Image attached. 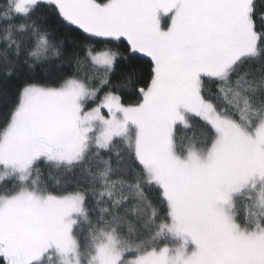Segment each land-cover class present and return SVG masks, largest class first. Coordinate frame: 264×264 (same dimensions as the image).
I'll use <instances>...</instances> for the list:
<instances>
[{
    "label": "snow or ice",
    "instance_id": "snow-or-ice-1",
    "mask_svg": "<svg viewBox=\"0 0 264 264\" xmlns=\"http://www.w3.org/2000/svg\"><path fill=\"white\" fill-rule=\"evenodd\" d=\"M0 102V264H264V0H0Z\"/></svg>",
    "mask_w": 264,
    "mask_h": 264
},
{
    "label": "trees",
    "instance_id": "trees-1",
    "mask_svg": "<svg viewBox=\"0 0 264 264\" xmlns=\"http://www.w3.org/2000/svg\"><path fill=\"white\" fill-rule=\"evenodd\" d=\"M68 43H71V41L69 40ZM138 67H139V65H138ZM122 75H123L122 69L121 68H117L115 75L112 77L113 83L114 84L118 83L121 80ZM102 94H103V92H101L100 95H102ZM119 94H121L123 102L125 104L135 103L137 101V99H138L137 93L134 91V89L131 86L122 89ZM10 96L14 97V91L10 92ZM5 111H6V104L3 103V102H0V115H3V113ZM187 134L191 135L190 132L187 133Z\"/></svg>",
    "mask_w": 264,
    "mask_h": 264
},
{
    "label": "rangeland",
    "instance_id": "rangeland-1",
    "mask_svg": "<svg viewBox=\"0 0 264 264\" xmlns=\"http://www.w3.org/2000/svg\"><path fill=\"white\" fill-rule=\"evenodd\" d=\"M164 19H165V20H164ZM167 23H168L167 18H163V19H162V24H163V26L166 27V26H167ZM102 95H103V94H102ZM102 95H101V96H102Z\"/></svg>",
    "mask_w": 264,
    "mask_h": 264
}]
</instances>
